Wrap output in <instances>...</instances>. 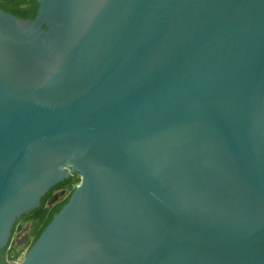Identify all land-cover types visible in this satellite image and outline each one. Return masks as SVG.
Returning <instances> with one entry per match:
<instances>
[{
	"label": "water",
	"instance_id": "obj_1",
	"mask_svg": "<svg viewBox=\"0 0 264 264\" xmlns=\"http://www.w3.org/2000/svg\"><path fill=\"white\" fill-rule=\"evenodd\" d=\"M34 1L0 10L3 260L75 174L14 264H264V0Z\"/></svg>",
	"mask_w": 264,
	"mask_h": 264
},
{
	"label": "trees",
	"instance_id": "obj_2",
	"mask_svg": "<svg viewBox=\"0 0 264 264\" xmlns=\"http://www.w3.org/2000/svg\"><path fill=\"white\" fill-rule=\"evenodd\" d=\"M37 8L34 0H0V10L20 20L32 19ZM72 176L65 179L63 182L53 186L40 199L39 206L26 214L25 220H30L34 223V228L31 232L33 241L38 237L42 229L48 224L52 216L57 213L65 204L67 198H63L58 204L52 208L44 207L52 198L51 192L54 189L70 188L72 185ZM32 241V242H33ZM11 256H9L10 258ZM12 257H15L12 256Z\"/></svg>",
	"mask_w": 264,
	"mask_h": 264
},
{
	"label": "flooded vegetation",
	"instance_id": "obj_3",
	"mask_svg": "<svg viewBox=\"0 0 264 264\" xmlns=\"http://www.w3.org/2000/svg\"><path fill=\"white\" fill-rule=\"evenodd\" d=\"M72 175H74V174H72ZM72 175H69L68 177H70ZM64 180L57 182L53 186H56L57 184L63 182ZM53 186H51L50 188H52ZM72 189H66L64 187L63 188H59V189H54L51 192L52 199H50L46 203V205H44V207H47V208L50 209V208L56 206L58 204V202H60L63 198H68V196H69L70 192L72 191ZM65 190H68V191H66V193H65ZM53 196L55 197V199L53 198ZM40 199H41V197H40ZM40 199H39V202H40ZM39 202H38V206H39ZM37 207H35V208H37ZM35 208H33V209H35ZM31 211L20 215L17 219H15L14 223L12 224L11 234H10L9 242H8L7 248H6V256L11 250V247H12L11 243L12 242H13V245H17V246L25 244V246H27V248L32 243L33 236L31 235V232H32V230L34 228V223L31 222L30 220L29 221L25 220L26 214L30 213ZM10 240H12V241H10ZM3 255H4V251H1L0 252V262H1V264L5 263L4 260H3Z\"/></svg>",
	"mask_w": 264,
	"mask_h": 264
},
{
	"label": "rangeland",
	"instance_id": "obj_4",
	"mask_svg": "<svg viewBox=\"0 0 264 264\" xmlns=\"http://www.w3.org/2000/svg\"><path fill=\"white\" fill-rule=\"evenodd\" d=\"M72 179H73L72 185L68 189H72L78 183V180H79L78 176L75 174L72 175ZM66 191H68V190H65V193H66ZM10 241H12V240H10ZM11 245H12V247H11L10 252L4 258V262L6 264H14V263L19 262L23 258L24 254L27 250V246H25V244L17 246V245H13V242H12ZM14 255H15V257H12ZM9 256H11V257L9 258Z\"/></svg>",
	"mask_w": 264,
	"mask_h": 264
},
{
	"label": "built area",
	"instance_id": "obj_5",
	"mask_svg": "<svg viewBox=\"0 0 264 264\" xmlns=\"http://www.w3.org/2000/svg\"><path fill=\"white\" fill-rule=\"evenodd\" d=\"M53 198L55 199V197L53 196ZM52 199V198H51ZM53 202V201H52Z\"/></svg>",
	"mask_w": 264,
	"mask_h": 264
}]
</instances>
